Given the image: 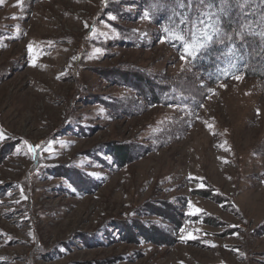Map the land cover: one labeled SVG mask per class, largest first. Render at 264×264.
<instances>
[{
  "label": "rangeland",
  "instance_id": "rangeland-1",
  "mask_svg": "<svg viewBox=\"0 0 264 264\" xmlns=\"http://www.w3.org/2000/svg\"><path fill=\"white\" fill-rule=\"evenodd\" d=\"M183 52L142 0L0 2V264H264V81Z\"/></svg>",
  "mask_w": 264,
  "mask_h": 264
},
{
  "label": "trees",
  "instance_id": "trees-1",
  "mask_svg": "<svg viewBox=\"0 0 264 264\" xmlns=\"http://www.w3.org/2000/svg\"><path fill=\"white\" fill-rule=\"evenodd\" d=\"M30 1L37 3L42 0ZM142 4L151 18L163 27L167 38L184 51V59L208 84L228 81L239 74L264 81V0H142ZM217 31L219 37H215ZM206 35L215 38L206 43L202 50L186 55L185 41L191 44L196 38L199 42ZM178 36H183L184 40L178 39ZM141 79L136 77V86H131L136 92L156 105L168 101L156 84ZM7 148H2V155L11 153L6 151ZM113 156L120 167L134 159L132 152L124 146L114 147ZM206 193L199 195L216 198ZM217 203L224 204L222 200H217ZM158 213L155 214L166 215V220L174 225H182L176 218L171 220L169 215L172 210L168 206ZM172 215L176 216L175 213ZM206 221L213 224L209 219ZM261 228L264 229V226ZM135 230L139 231V236L160 246H171L174 241L171 235L158 227L147 233L140 226H135Z\"/></svg>",
  "mask_w": 264,
  "mask_h": 264
},
{
  "label": "snow or ice",
  "instance_id": "snow-or-ice-1",
  "mask_svg": "<svg viewBox=\"0 0 264 264\" xmlns=\"http://www.w3.org/2000/svg\"><path fill=\"white\" fill-rule=\"evenodd\" d=\"M0 2H2V0H0ZM19 2V0H18ZM220 33L219 31H217L215 33V37H219ZM213 35H206L203 39H201L199 42L196 41V38H193V43L189 44L185 41L184 46L186 49V55H192L195 51L197 50H202L203 47L205 46L206 43H210L212 42V40L215 38ZM180 40H184L183 36H178L177 37ZM185 58V57H182ZM236 79H239V77H234Z\"/></svg>",
  "mask_w": 264,
  "mask_h": 264
}]
</instances>
